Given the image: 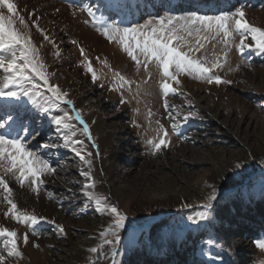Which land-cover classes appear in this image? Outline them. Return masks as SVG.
<instances>
[{"label": "rangeland", "instance_id": "374dc122", "mask_svg": "<svg viewBox=\"0 0 264 264\" xmlns=\"http://www.w3.org/2000/svg\"><path fill=\"white\" fill-rule=\"evenodd\" d=\"M252 1L253 0H251L250 2H246V0H242V3L236 4L230 7L229 9H227L226 11H234L236 7H243L248 11L254 10L257 11L258 13L264 14V5H261L260 3H251ZM250 24L254 25L252 22H250ZM83 26L88 27V24L84 23ZM93 32L95 33L97 32V30L94 29ZM60 35L59 37L62 47L60 48L62 50V53L67 52V54L71 56L70 58L72 60L69 58L71 61H74L72 58L73 55H75L76 58L79 59L78 61H76V63L74 62L69 64V65L74 64L71 66L73 67L76 66L77 68L76 72H72V70L69 71V75L71 74L75 76L72 77L75 79V81H78V84H74V83L70 84V82H67V84H65L66 86H63L61 84L59 86L61 92H66L68 94L66 99L73 100L74 96L72 94H75L76 92H78L79 94H83V99L81 104L82 107L81 109L78 108L80 109L79 111L77 110L81 114V117L86 118V116H84L86 114L82 111L85 106L86 107L88 106L89 107L88 109L92 108L91 111L94 110L97 111L98 113H101L102 111L100 110V106L103 104V106L106 107V110H104L105 111L104 118L107 117L108 122H111V119L113 120L115 119L114 117H109V116L113 115V113L114 114L118 113L117 115H121V116L118 117L117 121L120 124H123L125 126V129L126 128H129L130 130L133 129V133L131 134V136H127L124 134L122 135V138L124 137L123 139L124 141L129 140L133 142V143L131 142L129 143L133 144L136 147V149L134 150L130 148L131 150L129 152H126L123 149L119 150L120 148H117L118 161H114V163L110 165L112 167L111 170L114 171L116 170L115 172H124L125 174H128L127 171L128 169H130L131 172L129 173V180H133L134 178H137L138 176L141 175V170L143 169L142 166L144 167L145 165L147 166L146 161H148L149 158L160 160L163 155H167V154L169 155L170 152H173L175 150V148L173 149L174 146L177 148L180 147V145H184V146L186 145L189 148L196 149L197 154L195 155L201 154L199 152L202 153L210 152V155L214 156L212 160L219 159L221 157L227 158L230 161V168L232 169L230 176L223 179L214 176L210 180L209 184L205 185L206 177L207 175L209 176L210 174L209 163L192 164L190 167L186 168V173L189 175V179H190L189 186L186 185V183H184L185 180L181 179V177L178 176L175 179L176 180L175 182H177L179 186L181 185L184 187L183 193L187 198L188 202L185 204H178L176 206H170V207L164 205L163 203H160L157 209L158 211H160L159 214L162 215L163 221L161 225H158L154 230H151L150 226L142 227L145 228L142 230L134 227H132L131 230H127V228L129 227L128 217L135 218L137 216V211L132 205L133 202L132 198H126L125 200L122 201V203H119V200H117V198L114 195L113 196L111 195L109 189H106L104 184H102V186L97 185L98 183L95 181L94 178V173H98L97 168H95V165L98 164V162L96 161L97 158L92 156L86 157L87 159L91 160V165H90L91 174L93 173L92 177L96 187L94 188V191L97 190L96 192H103L107 202L110 205L115 206L121 213H123L126 216V221H125V229H123L120 232L122 234L120 246L116 247L115 242L113 243V245H107L103 242V239L101 238L99 243L94 246L98 248V252L91 253L90 251H88V258L84 259L85 262L83 264H99L101 260H102L101 264L102 263L123 264V262L131 254L133 255L135 253L140 254L141 250L146 249L149 246L156 245L158 247L168 248L170 247L171 244H175V243L176 244L187 243V245L189 246L191 244V241H189L188 239L190 235L195 236L194 242L196 248L193 250L192 256H194L195 254L198 258L201 257L202 255V258H198L197 260L199 264H264V251L258 249L255 243V241L259 238V232L262 231L260 235L264 234V228H263L264 217L260 216L258 218V215L251 214L249 207L251 199H253L254 202H256V198H257L259 204L262 201V199H264V81L262 82L259 79H253L251 80V82L248 81L249 84L248 82L247 84L245 82L246 80L250 79V75L253 72H255L254 71L255 69L263 70L264 73V54L255 55L254 52L252 51H249L248 54L245 51L243 56H241L237 52L235 46L233 45L229 50L227 63L224 64V67L222 69L216 70V74L220 75V77H221V73L227 72L225 78H223L222 80L225 79L227 81H231V83L219 84L222 88L224 87L226 88L222 90V92L224 91L223 94L222 92L220 93L222 97L219 99V101H217V104L218 102L220 103L222 102V107L217 106V104H212V102L208 98L207 100L203 101L200 100L198 97H193L192 98L193 101L197 102L201 110L204 111L202 113L201 112L199 113V117H201L204 120L200 118L201 119L200 121H197L196 119H191L190 121H184L182 116L185 113H189L190 110L189 108H186V106L188 105L187 102L190 103V101L187 100L192 101V99L191 98L184 99L183 97L180 96L182 95L183 92V90H181L182 84L180 86L181 89L178 86H174V88L177 87L175 95H170L167 98H165L162 96L159 88L161 81L159 79L155 81L152 79L149 80V73L143 74L142 71L143 67L141 68V71L139 73L140 78L138 77V81L136 79L131 78V77H136L137 75L136 76L131 75L130 77L128 76V74L121 72L120 69H115L116 65L114 64V61L110 59L113 53L105 49V45L110 46V44L105 42L104 41L105 38H103L102 36L96 34L102 40H99L97 44L98 46L96 45L92 46L83 43L84 41L78 43L74 38L73 39L66 37L64 38L63 36L64 35L66 36V34H62L63 36ZM210 37L211 36H208V38L205 39L202 36L201 43H204L205 41L204 43L205 46L206 47L208 45L210 46L209 52L211 51L212 53L211 58H213L214 54L222 55L223 44L220 42V38L217 37L216 39H212ZM73 41L76 42L73 43ZM238 42H239V38L237 37L236 43ZM49 43H51V46H53L52 42ZM192 43L195 44L194 39H192ZM111 44L116 46L115 41ZM70 46L75 48L74 50H72L73 53H71L72 51L67 50L70 49ZM90 48L92 49L90 50ZM81 49H83V53L85 52V54L83 55L81 54ZM104 57H106L109 60H106V58ZM42 60H44L45 62V59L42 58ZM128 60L132 61L130 59ZM60 61L61 60H59V62L57 61L58 64L57 62L56 64H54L59 71L60 69L62 70L64 68L65 69L67 68L66 65H62ZM80 62L85 63L84 67L80 64ZM89 63L98 77V79L95 80V82L92 79V73H89L87 71V66ZM44 65L46 64L44 63ZM232 66H233V71H235V69L237 70L236 74L230 73L229 67ZM59 67L61 68L59 69ZM133 70L135 71V74H138L137 73L138 71H136L135 69ZM116 72H119L121 75L123 76L125 75L124 77L129 78V81L132 82L130 85V87H132L131 88L132 90H130L131 92L128 91L129 90L128 86H126L128 88L126 89V91H123L124 89L121 88L117 89L115 85L113 86L114 84L113 81L116 79L114 73ZM150 74L153 76L152 71L150 72ZM80 77H84V79L82 80ZM179 77H180L179 79L180 83L183 77L186 80L188 79V81L191 80L192 82L195 81V83L197 84L202 83L207 86L206 87L207 89L214 91V87H212V85H214L215 83L208 84L206 82L192 79L188 76H179ZM90 88L91 90H89ZM116 89L120 91H117ZM185 89H186L185 90L186 93L188 91L190 93H192V91L193 92L195 91L194 88L193 89L185 88ZM205 91L206 89L203 90L202 93L207 95V92ZM227 94H230L233 98L234 96L235 97L239 96L240 101H236L235 103L228 104L230 102L228 100L229 97H227ZM76 95L78 94L76 93ZM122 99L125 101L124 103H121ZM165 100L167 101V105H168L167 111L165 110ZM64 106L66 107V104L63 102H59V101L55 102L53 113L55 115L63 116L65 114ZM96 106L97 107L99 106L98 107L99 109ZM233 106L236 108H234ZM173 108L175 109V112L172 111ZM240 108H242L243 110L241 111L237 110ZM233 109H235V111ZM193 110H194L193 107H191V111ZM149 111H151L152 113L151 117H149L148 115ZM233 111L234 113H232ZM217 113L220 115V117H216ZM201 114L203 115L208 114L209 117L200 116ZM25 115L27 118L28 117L27 113ZM173 115L176 116L175 121H173L170 118V116ZM41 116H43V114H41ZM225 116L230 118L233 128H229L228 125L224 123V118H226ZM86 119H87L86 122H88L89 119L88 118ZM71 121L69 122L75 125V131L80 132L82 128L79 129L78 125L75 124L73 120ZM157 121H159V123L163 125L169 133L167 137L169 141V146L167 148H162L161 151L153 155L151 153L150 147L146 144V141L156 136L154 129L157 128ZM46 123L47 122L43 119V117H40V119L37 120L31 119V124H33L32 125L33 131L38 130L40 133L38 136H36L35 139H32V141L36 146L35 147L36 150L40 152L41 159L47 161L55 169V172L51 174H46L41 178L43 180V183L40 186L38 193L32 191L28 182H26L25 185L21 187L19 184L16 183L15 179L12 178L11 176L10 177L7 176V178L5 179L9 182V185L12 188L21 189L25 195H28V197H32L34 199L41 198L43 201L45 200L48 202L55 203L56 201H58V198L56 200L55 196H59L60 192L64 193L65 197L69 198L70 193H67L68 189L70 190L78 189V191L81 194L83 190V183H82L83 178L79 174L80 160L77 158L75 153L70 148H65L62 146L64 144V140L61 138V134L56 132L55 126L51 124L46 125ZM173 123H177V128H182L179 127L180 125L184 127H188L190 125L189 127L193 126V129L188 134H185V136L178 138L176 137L177 131L175 133L172 132ZM237 125L240 126V130L238 131V134H236L237 132L235 130V127ZM80 134H83L82 131ZM201 134L204 136H202ZM49 138L52 139V141L50 140L48 141ZM83 138L80 139L85 140V137ZM93 138L95 139L96 142L97 137L93 136ZM45 143H56L58 145V147L55 148L56 149L55 151H53V149H48L49 152L53 153L52 156L54 157V159L58 157L57 159L55 160L53 159V161L46 160L47 155L45 156V154L41 152V150L42 151L44 150L40 147V144L44 145ZM171 148L173 150H171ZM101 150L103 151V149ZM101 150L99 149L100 153H102ZM132 155L135 156L132 157ZM204 158L205 157L203 156V160ZM197 160H198L197 157L191 159V161H197ZM144 162L146 164L142 165ZM127 163H131L133 165L128 168V166L126 165ZM236 165H240V167H236ZM148 167L149 166H147V169H149ZM161 171H162L161 172L162 175L160 174L161 176L175 175L176 177V174L174 173V171L170 166L162 168ZM99 172L100 175L102 176L103 171L100 170ZM145 174L146 173L144 172L142 175ZM123 175L124 174H122V176ZM62 178L65 179V180L63 179L64 180L63 182H62ZM71 179H73L75 183ZM155 181H152V184L157 187V190L158 188L166 187L160 180H155ZM45 184H47L48 186ZM51 185L58 186L59 189L58 187L57 189L54 188L51 189L50 188ZM121 185L123 186V183ZM98 187L101 188L104 187L103 188L104 191L103 189L98 190L97 189ZM172 188L175 189L177 188V186H174ZM213 189H215L216 191L217 198L212 202V207L208 210L209 218L207 220L198 221L197 223L193 224L192 221L189 220V217L195 216L196 213L200 211H204L202 206L205 204L207 197L212 193ZM162 191L163 190L161 189L159 191L155 190L153 191L154 192L153 193L152 191H150V189H146L145 192L141 191V193H143L148 197L153 195L160 197L162 194H164L163 193L164 191L163 192ZM136 192L137 190H135V193ZM2 197H3V192L2 190H0V200H2ZM83 197L85 196L83 195ZM13 199L14 201L17 200L15 197ZM130 199L132 200V202ZM244 200H248L249 203L247 205L246 210L243 211L241 214L243 216L251 214L254 216L255 221H259V223L263 222V224L261 223L260 225L258 223L253 224L252 225L253 227L251 229L253 233H250L251 231L248 230H246V232L243 231L242 227H240L242 231L238 229V231L239 230L241 231V232L239 231L240 233L238 231H235L236 233L231 232L228 228L235 229V227L227 226V224L225 225L224 222H221L222 220L221 210L226 205L229 204V206L234 211V217H236L237 210H239L240 208L239 204H241L240 202ZM66 205L69 204L62 205V203L59 202L58 205L56 206L57 207L56 209L59 211L56 212L57 213L61 212L60 210L64 208ZM79 207L80 209H85V212L83 211L82 214L80 215H76V216L73 215L71 211L74 212L76 209H79ZM2 208L3 207H0V212H3L4 215V213L7 211V210L5 211V209L7 208H3L5 212L3 211ZM18 208L19 210H24V211L28 210L27 212L29 214H33L38 218H41L39 220L40 223L38 224H45L44 226L49 228V229L47 228L48 230L40 233L35 232V234L32 236V238L34 239L33 244L31 245L32 250L36 251L39 254L40 253L43 254L45 251L44 249L49 251V253L45 257H41V260L38 261L39 262L38 264H51V263L65 264L64 260L57 259L55 258V256H52L51 255V253L53 252L52 247L44 243L46 239L49 241L51 240L63 241L62 239H60L62 237L58 238L57 240H56L57 236L54 237L56 234L60 233L58 229L62 225H58L53 222V220L51 219L54 216L53 212L51 214L50 213H47V215L45 214L46 216L45 218L43 213L45 212V210L41 208L37 209L39 211H37L36 213L30 212L29 211L30 208H25V209L22 208L19 204H18ZM68 209L70 210L69 211L65 210L63 214L65 219L66 218L72 220L75 219L74 221L76 222L83 221L85 219L86 221H88L87 225L89 226L92 225L91 228H93V225L99 224L100 219H102V217H106L107 228L112 223V217L109 214L97 213L94 205L93 204L91 205V203L87 199L84 200L83 202L80 201V199L79 200L76 199V201L73 202L70 208ZM261 211L264 213V210H260V212ZM149 214H151L150 210H149ZM8 218L10 221L12 220L11 216L7 217V219ZM235 220H239V217L235 218ZM248 223H249L248 221H245V224ZM261 226H262V230L260 228ZM0 227L5 228L3 225H0ZM23 228L24 226H22V229ZM29 228L30 229L28 230L33 231L31 230V226ZM222 231H227L231 239L238 238L239 240H237V242L243 241L242 243L249 244V247H251V249H253L254 252H250L247 254L244 253L248 257L242 258L241 260L238 259L236 261L237 256L234 254V250L232 251L230 248L231 243L229 237H227L228 238L227 239L225 236H223ZM69 233H72L73 234L72 236H74L75 234L71 230V226ZM250 235H251L250 239L254 238L253 243H251L250 241H248L249 239H247L249 238ZM262 237H264V235ZM108 239L114 240L113 237H108ZM36 243L39 245V247L37 248L33 246V245H37ZM42 245L45 248L42 249ZM64 247L66 246L63 245L62 248ZM19 248L20 251L22 252L23 258L8 259L6 260L5 264H31V259L29 258L28 252L21 245H19ZM62 252L63 251H57L59 255H63V256L67 255L66 253L64 252L62 253ZM113 253H115V256H113Z\"/></svg>", "mask_w": 264, "mask_h": 264}, {"label": "snow or ice", "instance_id": "6c2138e0", "mask_svg": "<svg viewBox=\"0 0 264 264\" xmlns=\"http://www.w3.org/2000/svg\"><path fill=\"white\" fill-rule=\"evenodd\" d=\"M155 7V6H154ZM166 2L162 8L163 12L149 14V18L144 23H131L130 17L133 5L128 0H107L105 10L121 17V23L115 21L108 23L106 18L101 15L97 17L99 8L85 5L82 11L92 17L93 21L98 24L97 31L100 32L109 42H117L122 50L135 63L137 71L143 66L145 72L149 73V65H154L162 78L159 85L160 92L163 97L167 98L170 94L175 95L176 88L172 86L173 82L179 86V76H188L198 81L208 84L231 83V81L222 80L220 75L216 74V70L222 69L227 63L229 50L234 45L237 52L243 56L245 50L256 51L257 54H264V29L252 26L246 19L243 7H236L234 11H223L220 14L209 15L201 14L198 10L186 11L178 13L176 8ZM0 9H6L7 15L0 11V98L4 100H20L22 97L36 108L41 114L49 117L50 122L56 126V131L61 134L64 140L62 145L70 148L83 165L88 167L87 171L81 170L80 174L85 178L86 183L83 186V195L86 199L94 204L95 210L100 214H109L112 217V223L104 231L100 233V237L107 245H113L120 242V232L125 229L126 216L121 213L115 206L110 205L102 194L94 191L95 182L91 174V157L92 153L87 152L82 146L83 141L74 139L77 133L75 125L70 120H76L82 125V133L92 140L90 129L87 123L76 111L74 117L65 113L63 116L52 115L55 102H63L72 106V101L67 100V93L61 92L58 86L49 83L48 76L45 72V65L42 63L38 51L29 34V23L24 16L18 11L17 5L13 0H0ZM135 9L140 11V5L136 4ZM127 10L128 16H124ZM128 21V23H125ZM44 36L47 41L49 37L43 32L37 23L31 25ZM205 39L211 36L212 39L220 38L223 44L222 55H213L209 59L207 55H196L201 49L205 48V44L201 43V37ZM239 42L236 43V38ZM195 44L192 43V39ZM251 40V44L247 41ZM75 43V41H73ZM83 55V49H81ZM87 71L92 73V79H98L94 69L90 63ZM116 79L113 81L117 88L128 86L131 90V81L121 75L119 72L114 73ZM43 82L41 85L40 82ZM42 87L50 96L44 95ZM111 90V89H110ZM43 99V103H41ZM125 101L122 99L121 103ZM3 118H0V190L3 192L2 200L8 205L4 216L25 226H34L41 218L27 211L19 210L17 203L13 199V189L6 176H11L21 187L26 182L29 183L33 192L38 193L43 183L41 179L46 174L55 172V169L41 157L31 152L26 141L35 139L40 133L33 131L31 128H25L24 124L18 118L13 117L11 112L7 111L11 105L4 104ZM188 116H184V121L189 117H195L198 113L191 111L189 105ZM165 110H168L167 101L165 100ZM175 112V109H172ZM149 117L152 113L149 111ZM178 115V113H177ZM175 121L176 116H170ZM11 121V123H9ZM24 129L25 135H20V130ZM156 136L148 139L146 144L150 147L151 153L155 155L162 148L169 146L167 139L169 133L167 129L157 121V128L154 129ZM177 131V123L172 124V132ZM76 145H81L77 148ZM95 147V144L92 145ZM45 148H56V143H45ZM240 167V165H236ZM216 191L207 197L205 204L202 206L204 211L190 216L189 220L193 224L198 221H204L209 218L208 210L212 207V202L216 200ZM59 232L63 233L62 226ZM35 234V233H34ZM113 237V239H108ZM25 245L28 243V235L23 237ZM256 247L264 251V237L258 238ZM38 247V245H33ZM88 251L97 253L98 248L93 247ZM115 256V253H113ZM23 258L22 252L18 245V234L16 231L8 230L0 227V264H5L8 259Z\"/></svg>", "mask_w": 264, "mask_h": 264}, {"label": "bare ground", "instance_id": "6f19581e", "mask_svg": "<svg viewBox=\"0 0 264 264\" xmlns=\"http://www.w3.org/2000/svg\"><path fill=\"white\" fill-rule=\"evenodd\" d=\"M13 3H15L17 5L19 13L21 15H23L25 20L29 23V34L31 36V39L33 40V43H34L37 51H38V54L40 56L42 63L46 64L45 65L46 66L45 72L48 76L49 83L52 85L58 86V88H60L59 87L60 84L63 86H66L65 84H67V82H70V84H72V83L78 84V81H75V79L73 78L75 76H73L71 74L69 75V71L72 70V72H76L77 68H76V66L75 67L71 66L74 64H71V65H69V64L74 63V62L76 63V61H78L79 59L76 58L75 55H73L72 58L74 61H71L72 60L70 58L71 56L68 55L67 52L62 53V50H61L62 47H61L59 35L61 34L60 36H63L62 34H66V36L65 35L63 36L64 38L65 37L71 38V39L74 38L78 43L81 41H84L83 43L89 44L92 46H95V45L98 46L97 44H98L99 40H102V39L100 37H98L97 35H100L102 37H103V35L100 34L98 31L94 33L93 32L94 29H90L89 26L88 27L83 26V24H84L83 14L79 9H76L73 6H69V5H66V4L61 3V2H56L54 0H13ZM105 3H107V0ZM244 10H245V15H246L247 21L249 23L252 22L254 24V25L251 24L252 26L260 28V29H264V14L258 13L257 11H254V10L248 11L245 8H244ZM0 11H2L5 15H7L6 9H0ZM145 21H141L140 23H144ZM34 22L37 23L39 25V27L43 30V32L49 37V41H46L44 39V36L41 35L40 32H37L36 29L31 26ZM103 38H105V37H103ZM104 41L110 44V46L105 45V49H107V51L113 53L111 55L110 59H112L114 61V64L116 65L115 69H120L121 72L128 74V76H130V77H131V75L132 76L137 75L136 77H131V78L136 79L138 81V77L140 78L139 73H140L141 68L143 66H141L140 70L137 72L138 74H135V71L133 70V69H135L137 71L135 63L129 61L128 58L125 57V55H122L123 50L120 49V44L115 42L116 46H114L111 44L114 41L109 42L108 40L106 41V39ZM49 42H52L53 46H51V43H49ZM247 42L250 44L252 43L250 40ZM204 43H205V41H204ZM83 46H84V44H83ZM87 46H86V49H87ZM209 48H210V46L208 45L206 48L201 49L200 53H196V55H198V56L199 55H207V57L209 59H212L211 58L212 53H211V51L209 52ZM74 49H75L74 47L70 46V49H67V50L72 51ZM91 49L92 48H90V50ZM245 51L247 53L249 51H252V52H254L255 55L257 54L256 51H253L251 49L245 50ZM71 53H73V51ZM75 54H77V53H75ZM83 54H85V52ZM0 55H3V54H0ZM90 55H88V56H90ZM106 57H104V58H106ZM42 58L45 59V62H44V60H42ZM107 58H106V60H109ZM59 60H61L60 62L62 65H66V67H67L66 69L64 68L61 70L60 69L61 67H59V69H60V71H59L55 67L54 64H56L57 61L59 62ZM101 61H102V59H101ZM58 62H57V64H58ZM110 63H113V62H110ZM80 64L83 67L85 65L84 62L83 63L80 62ZM229 68H230V73L236 74L237 70L234 68L235 71H233V66L229 67ZM142 71H143V74L144 73L148 74V72H145V70L143 68H142ZM151 71L153 72V76L152 75L149 76V80L150 79H152L154 81L158 80V79L160 81L162 80L158 69L154 65H149V72H151ZM254 71L255 72H253L250 75V79L245 81L246 84L248 81L251 82V80H253V79H259L262 82L264 81L263 70L255 69ZM226 73L225 72L221 73L222 79L225 78ZM76 75H77V73H76ZM80 78L82 80L84 79V77H80ZM126 79L129 80L128 77H126ZM178 79H180V77H178ZM249 82H248V84H249ZM40 83H41V85L43 84L42 81ZM170 83H172V82H170ZM181 84H182V89L180 87ZM252 84H253V82H252ZM83 86H84V84H83ZM113 86H114V84H113ZM172 86L174 87L177 85H175V83H172ZM178 87H180V89L183 90L182 95H180V96L183 97L184 99H190V98L192 99L193 97H198L200 100L205 101L208 98V99H210L212 104H217V101H219V99L222 97V95H220V93L222 92V90L226 89L225 87L222 88L220 85L214 84V85H212V87H214V91L213 90L211 91V90L206 88L207 87L206 85H204L202 83L197 84V83H195V81L192 82V80L188 81V79L186 80L183 77H182L181 83L179 84ZM130 88H132V87H130ZM185 88H188V89L194 88L195 91L193 92L192 90H190V91H192V93H190L189 91L186 93ZM122 89H124L123 91H126V89H128V88L125 86ZM205 89H206L205 92H207V95L202 93V91ZM89 90H91V88ZM117 91H120V90H117ZM42 92L44 93V95H47V96L51 95V93H48L45 89H43V87H42ZM112 92H114V91H112ZM129 92H131V91H129ZM223 92H222V94H223ZM76 93L78 95H76ZM76 93L75 94L71 93L74 96L73 100H71L72 106H69L67 104H66V107L64 106V112L67 113L69 116H73V117L75 115V112L77 110L79 111L82 107L81 104H82L83 94H79L78 92H76ZM110 94H111V92H110ZM227 97H229L228 100L230 102L228 104H232V103H235L236 101H240L239 96H236V97L234 96V98H233L230 94H227ZM187 101H190V103ZM187 101L186 102L188 105L186 106V108H189V105H191V107H193V109H194L193 111L198 113V115L195 117H189V119L187 121H190L191 119H196L197 121H200L202 118L199 117V113L200 112L202 113L204 111L201 110L200 106L197 104V102L193 101V99H192V101L191 100H187ZM41 103H43V99H41ZM4 104L11 105V107L7 109V111L11 112V114L14 111H23V113L25 111H27L28 112L27 115L30 114L29 115L30 117H28L30 120L28 122V125H33V124H31V119L37 120V119H40V117H43V119L47 122L46 125H48V124L53 125L50 122V119L48 116H46V115L41 116V113L36 108H34L27 101L26 98H23V97L20 100H10V101H7V100H4L3 98H0V118H3V116H4L5 109L2 107ZM218 104H217V106L222 107V102L221 103L218 102ZM85 105H87V104H85ZM100 105H101V103H100ZM78 108H80V109H78ZM88 108H89L88 106L87 107L85 106L82 110L86 114L84 116H86V118L89 119L88 122H86L87 119L85 117H82V118L87 123V125L90 129L92 140L90 141V140H88V138L86 136H83V134H80L81 131L76 132L78 134L74 139L81 140L80 138L85 137V140H82L84 142L82 146L85 148V150L87 152L92 153V155H91L92 157L97 158L96 161L98 162V164L97 165L94 164L95 168H97V171H98V173H94L95 181L98 183L97 185L102 186V184H104L106 189H109V192L111 193V195L112 196L114 195L117 198V200H119V203H122V201L125 200L126 198H132L133 202L131 199L130 200L132 202L133 207L137 211V216L135 218H129L128 217L129 227L142 228V227L150 226L151 230H154V229H156V227L158 225H161V223L163 221L162 215L159 214L160 211H158V209H157V207L159 206L160 203H163L164 205H167L168 207L176 206L178 204L187 203L188 202L187 198L185 197V195L183 193L184 187L181 185L179 186L178 183L175 182L176 181L175 179L179 176V177H181V179L185 180L184 183H186V185L189 186L190 185V183H189L190 179H189V175L186 173V168L190 167L192 164H197V163L208 164L209 163L210 174H209V176L207 175V177H206L205 185H208L210 180L214 176H217L218 178L223 179V178H226V177L231 175L232 169L230 168L229 159L221 157L219 159H213L212 160V158L214 156L210 155V152H205V153L199 152L201 154L195 155V154H197L196 149L189 148L186 145L185 146L180 145V147H177V148L174 145H172V146H174L173 149L175 148V150L173 152H170L169 155L168 154L163 155L160 160H155L154 158L148 157L149 160L146 162H147V166H149L148 167L149 169H147V166L145 165L146 163L144 162L142 165H145L146 168L144 166H142L143 169L141 170V175L138 176L137 178H134L133 180H129V173L131 171L128 168L130 166H132L133 164H131V163L126 164L128 166V168H127L128 174H125L124 172H115L116 170L115 171L111 170L112 167L110 165H112L114 163V161H118L117 148H120L119 150L123 149L126 152H129L131 150L130 148H132L134 150L136 149V147L133 144L129 143L131 141H129V140L124 141L123 140L124 137L122 138V135H124V134L127 136H131V134L133 133V129L132 130H130L129 128L125 129V126L123 124H120L117 121L118 117L121 116V115H117L118 113L117 114L113 113V115L109 116V117H114L115 118L114 120H116V121L111 119V122H108V120H107L108 118L107 117L104 118V115H105L104 110H106V107L103 106V104L100 106V110L102 111L101 113H98L97 111H94V110L91 111L92 108H90V109H88ZM234 108H236V107H234ZM233 110L235 111V109H233ZM237 110L241 111L243 109L240 108ZM234 111L232 113H234ZM52 115H55V114L52 113ZM216 115H217L216 117H220V115L218 113ZM184 116H188V113H185L182 117H184ZM200 116L209 117L208 114H206V115L201 114ZM225 117L226 118H224V123L227 124L229 128H233L230 118H228L227 116H225ZM202 120H204V119H202ZM73 121L75 124L78 125L79 129L82 128V125H80L78 121H76L74 119H73ZM179 127H182V126L180 125ZM179 129H181V128H179ZM55 130H56V126H55ZM235 130L237 132L236 134H238V131L240 130V126L237 125L235 127ZM93 136L97 137L96 142H95V139L93 138ZM202 136H204V135H202ZM227 138H229V137H227ZM49 140L52 141V139H50V138L48 139V141ZM31 142H33L32 139H29L27 142L28 149L31 152L36 153L41 157L40 152H38V150H36V148H35L36 146L34 145V142L33 143H31ZM93 143L95 144V147L92 146ZM131 143H133V142H131ZM40 147L44 151H49L48 149H53V151L56 150L55 148H45V147H43V144H40ZM75 147L79 148V147H81V145H76ZM99 149L100 150L103 149V151L101 150L103 154L100 153ZM173 149L171 148V150H173ZM44 151L41 150L42 153H44ZM105 151H106V153H105ZM219 152H221V151H219ZM48 153L49 154H47V156L45 155L47 157L46 160H52L53 161V159H54V157L52 156L53 153L52 152H48ZM191 153H194V154H191ZM186 154H187V157H186ZM134 156L132 155V157H134ZM203 156L205 157L204 160H203ZM194 157H197L198 160L197 161H191V159H193ZM77 158L79 159V157H77ZM79 163H80L79 164V174H80L81 170H83V171L88 170V167L83 165L81 161H79ZM167 166L168 167L170 166L172 168V170L176 174V177H175V175L172 176V175H165V174H164L165 176H161L162 175L161 169L164 167H167ZM100 170L103 171L102 176L100 175V172H99ZM93 172H95V171H93ZM144 172L146 174L142 175ZM0 174H3L2 170H0ZM122 174H124V175L122 176ZM80 176L83 178L82 183L84 186V184L86 183L85 178L81 174H80ZM8 177H10V175ZM5 178H7V176ZM63 179L64 178H62V182L65 180V179L64 180ZM71 180H73V179H71ZM155 180H160L166 187L163 186L164 188H158V190H157V187L152 184V181H155ZM73 182H74V180H73ZM122 183H123V186L121 185ZM45 185H47V184H45ZM52 186L53 185L50 186L51 189L52 188L57 189V187H58L55 185L53 187ZM174 186H177V188H175V189L172 188ZM103 188L98 187L97 189L102 190ZM12 189H13V196L17 199V200H15L17 205L19 204L24 209L30 208L29 211L32 213H36L37 211H39L37 209L41 208V209L45 210V212H43L44 216H45V214L47 215V213L51 214L53 212L54 216H53V218H51L53 220V222L58 224V225H62L63 228H66V229H64L65 232L63 231V233H59V234H56L54 236V237L57 236L56 240L58 238L62 237L60 239H62L63 241H54V240L49 241L47 239H46V241H44V243L46 245H50L52 247L53 252L51 253V255L55 256V258H57V259L64 260L65 264H83L85 262L84 259L88 258V250L90 248H93L96 244L99 243V241L101 240L100 233L107 228L106 217H102V219H100V223L93 225V228H91L92 225H90V226L87 225L88 221H86L85 219L83 221H79V222L74 221L75 219L74 220L68 219V218L65 219V217L63 215L65 210L69 211L70 209H68V208H70V206L72 205L73 202L76 201V199H78V200L80 199V201H82V202L84 200H86V197H83V190L81 192V194H82V196H81L78 189L72 188L73 190H70L67 188L68 189V190L66 189L67 193H70L69 198L65 197L64 193L60 192L59 196H55L56 200L58 198V201H56V202L54 201L55 203H53V202H48L45 200L43 201L41 198H37V199L35 198L34 199L32 197H28V195H25L21 189H17V188H15V189L12 188ZM58 189H59V187H58ZM146 189H150V191H152V192L155 190L159 191L161 189L164 191V192L162 191L164 194H162L160 197H157L154 195L148 197V196L144 195L143 193H141V191L145 192ZM135 190H137L136 193H135ZM96 191L97 190H95V192ZM103 191H104V189H103ZM50 192H51V190H50ZM96 193L102 194L104 196L103 192H96ZM250 201H251L250 202L251 206L249 205V207H250L251 214L258 215V218L260 216L262 217V214H261L260 209H259V208H261V206L256 205L257 200H256V202H254L253 199H251ZM0 202H1L0 207L8 208V205L6 203H4L2 200H0ZM59 202L62 203V205H65V204H69V205H66L64 208H62L60 210L61 212L57 213L56 211H59V210L56 209L57 208L56 206L58 205ZM240 203H241V204H239L240 208H239V210H237L236 217H234V211L229 206V204L226 205L221 210V219H222L221 222H224L225 225L227 224V226L235 227V229H236L235 230V229L228 228L231 232L236 233L235 231H238V229L241 230L240 227H242L243 231H245V230L251 231L253 224H255V223H258L259 225H260V223L263 224V222L259 223V221H255L254 216L251 214L245 215V216H243L241 214L243 211L246 210L247 205L249 203L248 200L241 201ZM6 210L7 209H5V211ZM149 210H150L151 214H149ZM151 210H154V211H151ZM3 211H4V209H3ZM83 211L85 212V209H80V207H79V209H76L74 212L71 211V213L76 216V215L82 214ZM0 216L3 217V218L0 217L1 218L0 219V225H3L8 230H13V231L17 232L18 243L28 252L29 258L31 259V264H38L39 263L38 261L41 260V257H45L49 253V251L46 249H44L45 251L43 254H41V253L39 254L36 251L32 250L31 245L33 244V241H34L32 236L34 235L35 231L28 230V229H30L29 228L30 226L28 227V226H25L24 224L16 223L12 220L10 221L9 218L7 219L3 215V212H0ZM237 217H239V220H235V218H237ZM45 218H46V216H45ZM245 221H248L249 223L245 224ZM21 225L24 226V228H23L24 230L22 229ZM70 226H71V230L75 233L74 236H72L73 235L72 233H69ZM244 227H245V229H244ZM256 228H258V227H256ZM260 228L262 230V226ZM261 232H259V238H261L264 235V234L260 235ZM250 233H253V231H251ZM25 234H28L27 245H25L23 242V237ZM222 234L226 238L229 237L227 231H222ZM121 235L122 234L120 233V237H121ZM250 237H251V235L247 239H249L248 241L253 243L254 238L250 239ZM64 239H65V241H64ZM188 239H189V241H191V244L189 246L187 245V243L186 244H184V243L171 244L170 247H168V248L158 247L156 245L149 246L146 249L141 250L140 254L139 253H135L134 255L131 254L123 262V264H155L154 260L151 258V256L155 255L156 253L162 254V255L169 253V256H174L175 259H177V258L179 259L180 257L183 258L184 256L190 257L189 261L183 260V263L186 264V262H188L189 264H195L197 262L198 258H197V256H194V257L191 256L193 253V250L196 248L195 242H194L195 236L190 235L188 237ZM229 240L231 243L230 248L232 251L234 250V254L237 256L236 261L238 259L241 260L242 258L248 257L246 255L247 253L254 252V250L251 249V247H249V244H246V243L244 244V243H242L243 241L237 242V240H239L238 238L231 239L229 237ZM120 242H121V239H120ZM120 242L118 244H116V247L120 246ZM63 245H65L66 247L62 248ZM38 247H39V245H38ZM43 248H45V247H43V245H42V249ZM57 251H63L67 255L66 256L59 255L57 253ZM244 253H246V254H244ZM201 257H202V255H201ZM175 259L172 258L173 261ZM101 261L99 264H101ZM161 263H162V261H160L159 264H161Z\"/></svg>", "mask_w": 264, "mask_h": 264}]
</instances>
